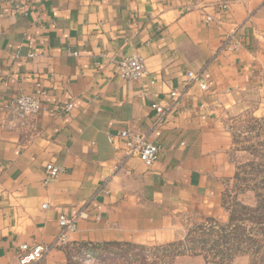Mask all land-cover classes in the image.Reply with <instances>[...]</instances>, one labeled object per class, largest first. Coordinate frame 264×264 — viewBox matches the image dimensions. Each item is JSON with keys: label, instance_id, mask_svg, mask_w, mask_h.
I'll list each match as a JSON object with an SVG mask.
<instances>
[{"label": "crops", "instance_id": "0c3cea01", "mask_svg": "<svg viewBox=\"0 0 264 264\" xmlns=\"http://www.w3.org/2000/svg\"><path fill=\"white\" fill-rule=\"evenodd\" d=\"M233 31L238 47L220 50ZM263 49L264 0H0V264H19L22 243H50L58 215L82 205L69 241L162 243L181 235L183 214L225 221L235 166L224 117ZM132 54L145 73L122 79L117 63ZM173 89L184 95L152 128L150 104ZM20 94L46 106L23 126L6 104ZM123 129L159 145L150 166L124 157ZM34 264L66 262L55 249Z\"/></svg>", "mask_w": 264, "mask_h": 264}, {"label": "trees", "instance_id": "16d2710c", "mask_svg": "<svg viewBox=\"0 0 264 264\" xmlns=\"http://www.w3.org/2000/svg\"><path fill=\"white\" fill-rule=\"evenodd\" d=\"M252 136L232 134V143L241 145L251 158L235 165L231 187L221 193L225 221L207 217L193 223L182 237L158 244L132 241H69L60 248L66 264H174L180 256H200L207 262L229 264L239 255H247L248 264H264V120L252 117ZM252 192L251 204L238 195Z\"/></svg>", "mask_w": 264, "mask_h": 264}, {"label": "built area", "instance_id": "2783aa9c", "mask_svg": "<svg viewBox=\"0 0 264 264\" xmlns=\"http://www.w3.org/2000/svg\"><path fill=\"white\" fill-rule=\"evenodd\" d=\"M9 4H15L19 0H6ZM207 21L211 20L210 15H206ZM239 45V39L236 37V33L230 32L225 35L219 49H236ZM117 72L122 79L137 80L142 78L145 73L144 60L137 54H132L128 57L121 58L117 63ZM189 83H197L202 90L207 89V86L202 79V72L188 71L186 73ZM171 102L165 105L158 103H151L150 108L153 111L152 128L161 126L167 115L178 104L180 98L184 95V92L177 89H173L169 93ZM14 113L17 124L23 126L27 120L38 113L41 110H45L46 106L40 96L35 94H20L14 99L6 103ZM62 110L69 111L72 108L70 102L65 103L60 107ZM118 137L123 141L124 157H137L145 165L150 166L156 159L159 152V145L155 142L147 140L146 132L130 131L123 129L119 132ZM59 167L52 163H47L45 166V174L47 177H55L59 173ZM43 208L47 205L44 203ZM86 206L82 207L72 216H66L59 214L57 217L58 232L50 243H34L27 244L22 243L18 246L17 260L19 264H34L52 250L60 249L69 242V235L77 230V219L84 217Z\"/></svg>", "mask_w": 264, "mask_h": 264}, {"label": "rangeland", "instance_id": "374dc122", "mask_svg": "<svg viewBox=\"0 0 264 264\" xmlns=\"http://www.w3.org/2000/svg\"><path fill=\"white\" fill-rule=\"evenodd\" d=\"M256 75L251 78L250 85L241 90L237 95V103L231 108L229 113L224 117L225 128L230 134H241L239 140H243L242 137L252 136L254 132H250V127H256L257 124L251 120L252 117L261 118L264 120V49L261 63L258 65ZM250 130V131H249ZM257 141L256 138H251L249 141L243 142L244 145H248ZM242 143H234L230 150L229 158L233 160L234 166L243 163L251 158L248 151L240 149ZM235 168V167H234ZM231 177L225 180V187H231ZM224 187V188H225ZM238 199L244 203L251 204L254 201L252 192L247 191L243 194L238 195ZM222 214H227L225 210H222ZM204 220V219H203ZM203 220L198 219L193 214H183L181 217V235L185 233L186 229L193 223L202 222ZM175 238V239H177ZM156 239H147V244H158ZM164 243V242H162ZM249 258L247 255H239L233 259L229 264H248ZM174 264H215L212 262L205 261L200 256H180L176 258Z\"/></svg>", "mask_w": 264, "mask_h": 264}]
</instances>
